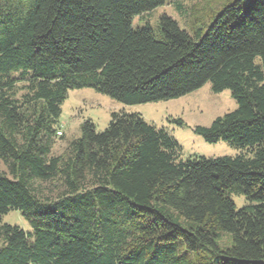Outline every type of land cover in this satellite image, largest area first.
<instances>
[{
  "label": "trees",
  "instance_id": "trees-1",
  "mask_svg": "<svg viewBox=\"0 0 264 264\" xmlns=\"http://www.w3.org/2000/svg\"><path fill=\"white\" fill-rule=\"evenodd\" d=\"M164 2L0 0V264H264V0H228L192 33L167 14L157 34L133 27ZM207 82L238 105L194 131L245 152L183 158L114 112L52 153L70 89L137 104ZM12 209L31 230L3 222Z\"/></svg>",
  "mask_w": 264,
  "mask_h": 264
},
{
  "label": "rangeland",
  "instance_id": "rangeland-1",
  "mask_svg": "<svg viewBox=\"0 0 264 264\" xmlns=\"http://www.w3.org/2000/svg\"><path fill=\"white\" fill-rule=\"evenodd\" d=\"M227 1L165 0L164 4L136 15L133 18V27L149 23L157 34L160 32V17L167 14L176 19L182 28L192 33L198 27L209 23ZM19 83L20 85L25 84V82ZM23 92L25 90L20 91V93ZM237 105L230 89L214 92L210 82L177 98L137 104L123 103L93 87L70 89L62 103V111L58 118L57 129L62 133L57 134L52 153L57 155L64 153L69 142L80 135V127L85 120H92L97 130L101 131L108 127L114 112H138L149 123L156 128L164 129L177 140L183 158L235 156L245 151L224 140L207 142L194 131V127L209 126L217 116L234 110ZM178 119L184 123L180 124ZM4 170L6 166L0 158V171ZM231 196L237 208L249 203L242 193H232ZM2 220L6 223L17 224L25 230H31L29 221L19 210H10L3 215ZM224 241L229 242L228 235L224 236Z\"/></svg>",
  "mask_w": 264,
  "mask_h": 264
},
{
  "label": "built area",
  "instance_id": "built-area-1",
  "mask_svg": "<svg viewBox=\"0 0 264 264\" xmlns=\"http://www.w3.org/2000/svg\"><path fill=\"white\" fill-rule=\"evenodd\" d=\"M57 132H58V134H61V133H62V131H61V130H58Z\"/></svg>",
  "mask_w": 264,
  "mask_h": 264
}]
</instances>
